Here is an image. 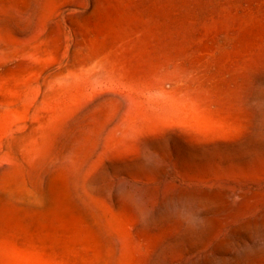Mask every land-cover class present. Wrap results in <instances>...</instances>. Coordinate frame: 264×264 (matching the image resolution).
Wrapping results in <instances>:
<instances>
[{
    "label": "rangeland",
    "instance_id": "obj_1",
    "mask_svg": "<svg viewBox=\"0 0 264 264\" xmlns=\"http://www.w3.org/2000/svg\"><path fill=\"white\" fill-rule=\"evenodd\" d=\"M0 264H264V0H0Z\"/></svg>",
    "mask_w": 264,
    "mask_h": 264
}]
</instances>
